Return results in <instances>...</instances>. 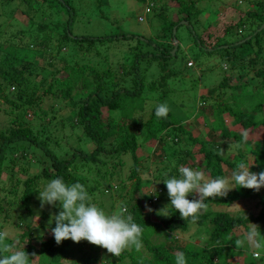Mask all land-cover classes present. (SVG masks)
I'll list each match as a JSON object with an SVG mask.
<instances>
[{"label":"trees","instance_id":"16d2710c","mask_svg":"<svg viewBox=\"0 0 264 264\" xmlns=\"http://www.w3.org/2000/svg\"><path fill=\"white\" fill-rule=\"evenodd\" d=\"M176 1V7H179L181 0ZM243 1L246 4L251 3L257 6L259 10L249 8L250 10L247 9L244 13H240L232 23L224 22L228 23V26L235 25L245 29V33L235 40L223 41L222 43L225 45L219 47L225 51L224 59L229 65L228 74L231 75L223 77L218 85L229 84L237 75L238 77L235 78L237 80L229 87L238 89L239 92L232 94L234 107L228 104L221 105L214 113L217 118L219 111L225 110L242 129H247L257 125L264 126L263 116L252 118L248 112L242 111L240 108L246 97L253 100H250L251 104H254L252 109L256 111L262 110L261 104L264 102L263 97L252 89H249V93L245 92V88L250 85L253 76L259 78L258 85L261 87L264 85V27L257 30L264 21V0ZM55 2L56 7L54 6ZM58 2L63 6V15L66 16L65 19L63 18L64 20L52 19V12L60 5ZM184 2L186 4L179 9V12L183 11L185 14L183 19L189 22L187 14L191 13V7L195 0H185ZM24 3L33 12L34 10L43 11L44 7L49 8L45 18H51V20L45 22L39 19L32 29L13 33L11 37H15V40L9 39L5 45L0 43V102L3 104V107L0 108V115L4 116V123H1L0 126V171L3 168L6 170L7 180L5 182L8 189L5 190L11 192L13 196L11 200L5 198L4 194L0 196V211L4 212L3 217L7 218L13 213L20 220V215L14 213L15 206L29 214L33 197L38 194V183H47L57 177L62 178L68 184L77 181L82 183L91 198L102 194L104 186L111 187L109 178L116 173L111 171L114 168L112 164L108 169L109 163L117 161L122 164L121 156L129 155L132 167L127 177L129 179L135 177V179L127 192L130 193L124 201L127 200L128 212L134 222L143 228L142 244L149 256L141 255L134 247H131L129 251L124 250L119 257L99 264H122V259L126 256L129 258L128 264H175L174 258L177 252L185 254L187 264H231L225 256L232 249L229 246L232 229L244 226L247 230L246 223L248 221L264 225V187L261 189L263 193H259L261 195L260 209L255 216L232 217L222 210L213 211L208 207L206 210H202L198 220L192 224H209L208 239L203 246L185 242L179 247H168L167 242L172 241L175 234L184 233L191 222L182 220L178 211L168 214L165 218L152 221L142 210V195L133 196L135 191L140 188V184L149 183V180L142 182L138 176V173L144 169V165L142 160L140 161L135 155V149L143 141L152 139L161 141L164 136L170 135L171 145L175 142L180 147L171 150L170 156L178 155L180 158L190 153V150L183 147L181 142L189 145L198 144L197 151L202 154L203 171H206L211 178L223 176L220 167L222 163H227L231 170L236 167L232 161L221 160L217 154L218 144L216 142L201 140L191 135L179 124V119L175 120L169 112L166 118L156 117L155 107L158 104L150 107L149 114L143 120L137 121L136 118L130 116L134 110L140 109L139 100L142 101L140 94L146 86L145 80L138 75V60L146 57L147 63L149 62L148 58L156 62L159 59L163 60V57L170 55V48L160 43H154L152 46L155 51L148 53L140 46L134 49L132 63L128 67L122 64L118 69H115L113 65L108 64L109 59L104 58L95 46L96 41H111L113 36L71 34L70 24L73 21L71 18L73 9L66 0H40L36 9L29 5L30 0H25ZM162 9L163 6H160V11L156 12L155 16L162 15ZM59 13L58 10L54 11L55 16H58ZM29 17L32 18V14ZM176 24L174 21H169L165 27L171 33L172 27ZM247 35H249L247 39L238 43ZM135 37L138 38V36ZM144 42L150 44L153 41L146 39ZM67 47L78 55V60L69 61L67 59ZM211 47H213L211 50L217 49V45ZM235 52H237V56H233ZM36 53L40 56L39 58L44 59L40 68L35 65ZM38 56L36 57L38 58ZM95 57L98 60L94 64H90V61ZM54 60L56 63H53ZM158 69V79L150 80L148 87L151 86V90L160 87L164 93L165 83L161 79L166 75L165 63L160 62ZM250 71L252 75L248 78ZM235 72L237 74H234ZM129 79L130 82L126 84ZM252 88L259 87L257 85L254 87L253 84ZM243 89L244 93L240 94V90ZM45 97H50L54 103L50 100L44 107ZM258 97L261 98L258 99ZM60 109H66L68 113L63 115L58 111ZM114 110H118L121 115H124V121L122 118L116 119L111 116L110 112ZM125 115H127L126 118ZM65 126H68L70 131L78 130L79 134L68 132L63 137L65 133L63 127ZM139 127L141 128L139 129ZM219 129L222 139L229 137L234 141H239L235 132L221 125H219ZM140 130L144 133L141 140L138 139ZM259 142L260 144L256 148L245 144L247 150L253 155L252 164L255 166L264 164V135L260 136ZM82 143H90L91 146L87 150L81 146ZM220 144L224 143L220 142ZM17 154L22 161H17ZM44 159H47L46 163ZM28 160L32 161L30 165L36 169L35 172L30 171L31 167L27 165ZM88 163H91L92 166L86 167ZM84 168L86 174L82 175L81 171ZM175 173H177L175 167H170L166 171L167 176H173ZM19 175H24L23 179ZM93 176L100 177L103 179L102 182L101 180L97 183L92 181L91 177ZM1 181L0 179V184H2ZM157 186L158 188L148 196L149 204L157 200L161 188L166 187L162 181L157 182ZM17 187L21 189L17 191ZM118 188H124L122 182H119ZM0 191H3L2 185H0ZM236 196V192L231 190L226 197L209 198L205 200V203L207 206L209 201L229 203ZM92 200L94 202L95 199L92 198ZM158 205L161 206L160 203ZM56 208L57 206H51V212L58 213ZM46 215L47 211L43 210L42 216ZM20 224L22 225V223ZM20 224L17 222L16 226ZM28 227L19 233L18 237L26 238V245L23 248L30 254V260L34 248L30 243ZM157 230L162 231L163 241L157 242L150 239V236L158 234ZM39 241L37 250L45 255L47 264H61V259L67 255L63 241L57 245L52 233ZM77 248L83 254L78 261L72 264H93L98 260L93 244L82 240ZM241 248L246 249L247 246ZM239 264L258 263L249 255Z\"/></svg>","mask_w":264,"mask_h":264},{"label":"rangeland","instance_id":"374dc122","mask_svg":"<svg viewBox=\"0 0 264 264\" xmlns=\"http://www.w3.org/2000/svg\"><path fill=\"white\" fill-rule=\"evenodd\" d=\"M39 1L40 0H30L29 5L36 9L38 8ZM66 1L73 9V15L71 16L73 21L70 24L71 34L84 36H113V38L110 39L111 41H96L95 46H97L104 58L109 59L108 64L113 65L115 69H118L122 64L128 67L132 63L134 49L140 46L144 48V50L146 49L148 53H151L155 51L152 44L160 43L163 46L169 47L170 52L172 49L171 33L167 30L165 24L169 21L177 23L175 25L176 30L174 34L177 47L173 54L163 57V60L159 59L157 62L148 58L149 62L147 63V57L138 60V75L145 80L146 86L140 94L142 98V101L139 100L140 109L134 110L130 116L136 118L137 121H140L139 119L143 120L147 114H149V109L152 105L166 103L170 109L169 113L175 120L179 119V124L184 130L198 139L205 141L209 140L218 144L217 154L221 160L232 161L235 165L239 161H244L248 164L253 163V155L247 150V145L245 144L250 145L251 148L258 147L260 144V136L264 135V126L257 125L256 127L242 129L239 124L233 121L225 110L219 111L217 118H215L214 111L219 106L225 104L234 107L235 103L234 100H232V94L239 92L238 89L235 90L229 87L235 83L237 80L235 78L238 77L237 75L233 77V80H231L229 84L224 86L218 85L223 77H230L231 75L228 74V70L230 71L229 65L224 59L225 51L219 49V47L225 45L222 43L223 41L235 40L245 33V29L235 25L228 26V23L224 22L232 23L240 13H244L247 9L250 10L249 8H251V10H259L257 6L251 3L246 4L243 0H195L193 7H191V13H189V15L187 14V16H189V18L187 17L189 22H187L183 19L185 15L183 11H181L183 14L179 12V9L186 4L184 2L185 0H181L179 7H176V0ZM24 2L25 0H0L1 44H7L9 39L15 40V37L11 36L13 33H16V31L32 29L36 26V22L39 19L45 22L51 20V18H45L48 15L47 11L50 10L49 8L44 7L43 11L34 10L33 12ZM58 3L60 5L54 9V11L58 10L60 13L58 16H55L53 11L52 19L56 20L60 18L64 20L66 16L63 15V6L60 2ZM148 3H151L152 6L149 8L148 12H144L143 8ZM54 6H57L56 2ZM160 6H163L162 15L155 16V13L160 11ZM24 10L26 11L24 12ZM30 14H32V18L29 17ZM138 15L142 16L141 21L137 20ZM191 17H194V19H191ZM135 36H138V38ZM146 39L153 42L150 44L145 43L144 41ZM212 45H217V49L211 50L213 48L211 47ZM230 51L229 49V52ZM237 55V52H235L233 56ZM36 56H38V53L35 54V65L40 68L44 59L39 58L40 56L37 58ZM67 59L73 61L78 60L79 57L69 48ZM97 60V57H95L90 61V64H94ZM160 62L165 63L166 69V75L161 79V81L165 83L164 93L160 87L153 90L150 89L151 86L148 87V82L150 80H157L159 77L158 64ZM187 62H190V64ZM53 63H56V60H54ZM257 67L259 68L260 66ZM234 74L237 73L235 72ZM251 75L252 72L250 71L248 78H250ZM126 78L128 79V76ZM258 80V77L253 76L250 80V85L246 86L245 92L249 93V89H252L264 99V85L263 87L258 85ZM129 82L130 79L126 84ZM253 84L254 87L257 85L259 88L253 89ZM242 92L244 93V89L240 90V94ZM260 98L261 97H258V99ZM50 100V97L44 98V107L48 105ZM250 100L251 98L247 97L243 100V103L240 105L241 110L248 112V115L252 118H258L259 116L264 117V102L261 104L262 110L256 111L252 109V105L254 104H251V101L253 100ZM51 101L54 103L53 100ZM1 107H3V104L0 102V108ZM58 111L63 115L68 113L66 109H60ZM110 114L114 118H122L124 121V115H121L120 111L114 110L111 111ZM126 117L127 115H125V118ZM1 123H4V116L2 115H0V126ZM219 125L235 132L239 137V141H234L233 138L229 137H223L222 139ZM63 128L65 132L63 137L66 136L68 132L71 134H79L76 129L70 131L68 126ZM140 128L141 127H139V129ZM140 132L141 133L138 134L139 140H141L144 134L141 130ZM245 132L247 133L246 138L243 135ZM53 138L55 139V137ZM169 138L170 135H167L164 136V141H160L159 139L143 141V143L140 141L142 144L138 145L135 149V155L140 161L142 160L144 165V169L138 173V176L142 182L144 180H149V183L140 184V188L135 191L133 196L142 195V210L152 221L165 218L168 214L175 211V209L168 204L169 198L166 187L163 189L161 188V192L158 193V199L154 200L152 204L147 202L148 196L158 188L157 182H163V180L171 177L166 174V171L170 167H175L176 172L181 165L198 168L203 171L202 154L197 151L198 144L189 145L181 142L184 145L183 147L190 150V153L181 156V158L178 155L170 156L171 150L177 149L179 145L174 141L171 145ZM84 140L86 141V139ZM220 142L224 144H220ZM160 145L162 146L160 147ZM81 146L88 150L91 145L90 143H82ZM63 147L65 146L63 145ZM18 154L17 161H22L21 158H18ZM120 159L122 164H119L117 161H111L108 165V169H110V165L112 164L114 168L111 169V171L116 172L113 177L109 178V186L111 187L104 186L102 194L92 197L95 199L93 203L97 204V206L102 208L106 213L114 211L117 204L124 201L125 197H128L130 192H127L135 179V177H131L130 179L127 177L132 167V161L129 155H122ZM44 160L46 163L47 159ZM31 163L32 161L28 160L27 165L31 167V172H35L36 169L30 165ZM91 166V163L86 165V167ZM220 167L223 176L227 177L230 175L232 170L227 163L220 164ZM250 170L253 172L264 170V164L259 166L252 164ZM81 174H86L85 168L82 169ZM177 174L178 172L175 173V175ZM205 174L208 176L206 171ZM6 176V170L3 168L0 171V179L2 180V184L0 185L3 187V191H0V196L4 194L5 198L11 200L13 199L12 193L5 190L7 188V183L5 182L7 180ZM19 177L23 179L24 175H19ZM91 180L97 183L99 180L102 182L103 179H100L98 176H93ZM119 182H122L124 185L123 189L118 188ZM45 185L46 183L44 182L38 183V190H42ZM20 189L21 188L17 187V191ZM261 189L255 191L243 187H236L232 190L236 192L237 196L232 199V201L229 203H215L209 201L207 207L213 211L222 210L232 217H252L255 216L260 209L259 202L261 195L259 193H263ZM191 198L192 196L190 195L189 199ZM126 202L127 200L124 201V203ZM158 203H160L161 206L158 205ZM1 204H3L2 201ZM145 205L150 207L152 211H147ZM30 208V213L26 214L21 208L19 209L15 206L14 213L20 215V220H18L13 213L11 216L5 218L3 217L4 212L0 211V230H8L10 232L8 243L13 244L14 248L21 249L26 245V238L24 237L21 239L18 235L22 233L26 227L30 226L28 227L31 239L30 243L34 248L31 254H35L31 256L29 260L30 264H47V258L42 252H38L37 248L40 244L39 239L47 238L51 234L50 229L55 227L54 220L51 224L48 223L49 219H51V215L54 213L51 212V205L45 204L44 207L41 208L38 194L33 197ZM56 209L57 212L60 210L59 205H57ZM43 210L47 211L45 217L42 216ZM17 222H19V224L22 223V225L16 226ZM25 224L28 226H24ZM255 225L259 226L261 234L264 235V225L260 223H256ZM246 226L248 228L247 230H249L253 226V223L248 221ZM208 230L209 224L194 225L190 223L184 233L175 234L173 240L167 242V245L168 247H179L185 242H192L196 245L203 246L208 239ZM247 230L244 226H238L232 229V238L229 244L232 249L226 253V260L231 264H239L250 255L258 264H264V251L257 257L255 255V251L257 250H254L248 244L244 245L247 246L246 249L235 246L234 241L243 236ZM157 231L158 234L155 233V235L150 236V239L157 242L163 241L164 236L162 231ZM63 244L64 248L67 250V255L65 258L61 259V264H72L78 261L83 254L82 251L77 248L80 242L76 243L71 239H66L63 240ZM130 249L131 248L126 249V251ZM94 250H96L98 260L93 264H99L100 262L116 258L100 246L94 245ZM172 250L174 251V249ZM138 252L141 255L149 256L144 246ZM128 262L129 258L127 256L122 259V264H128Z\"/></svg>","mask_w":264,"mask_h":264},{"label":"clouds","instance_id":"9594fccd","mask_svg":"<svg viewBox=\"0 0 264 264\" xmlns=\"http://www.w3.org/2000/svg\"><path fill=\"white\" fill-rule=\"evenodd\" d=\"M152 6V4H151ZM170 111L166 103H160L155 107V115L158 118H166ZM247 137V133H243ZM252 164L239 161L230 175L211 178L198 168L181 165L177 175L163 180L166 185L169 203L180 218L195 223L202 210L207 209L205 200L209 198L225 197L230 190L243 187L259 191L264 187V170L253 172ZM41 208L45 204L59 205L58 213L51 215L49 224L55 221V227L50 231L57 245L63 240L71 239L79 243L85 240L93 245L100 246L108 253L119 257L121 253L134 247L140 251L143 247V228L134 222L128 212V206L123 201L119 202L114 211L106 213L92 198L86 187L80 182L66 183L57 177L46 183L42 190H37ZM192 196L189 199V196ZM147 211H152L145 205ZM167 215V214H163ZM10 232L0 230V264H30L28 254L24 248H14L8 243ZM236 247L248 244L259 257L264 251V235L259 226H253L246 233L234 241ZM35 254H31L33 256ZM175 264H187L183 252L175 254Z\"/></svg>","mask_w":264,"mask_h":264},{"label":"water","instance_id":"95a60500","mask_svg":"<svg viewBox=\"0 0 264 264\" xmlns=\"http://www.w3.org/2000/svg\"><path fill=\"white\" fill-rule=\"evenodd\" d=\"M262 27H264V21L258 26L257 30L261 29ZM174 32H175V26H173L172 29H171L172 49L170 50V53L169 54H173L174 53V50L177 47V42H176V39H175V36H174ZM248 37L249 36H247L244 39H247ZM244 39L239 40L238 43L242 42Z\"/></svg>","mask_w":264,"mask_h":264},{"label":"built area","instance_id":"2783aa9c","mask_svg":"<svg viewBox=\"0 0 264 264\" xmlns=\"http://www.w3.org/2000/svg\"><path fill=\"white\" fill-rule=\"evenodd\" d=\"M150 7H151V3L146 4L144 6V8H143L144 12H148ZM137 20L141 21L142 20V16L138 15L137 16ZM187 63L190 64V62H187Z\"/></svg>","mask_w":264,"mask_h":264}]
</instances>
